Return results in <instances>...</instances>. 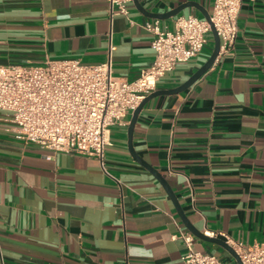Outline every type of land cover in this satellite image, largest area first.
Returning a JSON list of instances; mask_svg holds the SVG:
<instances>
[{"label": "crops", "instance_id": "0c3cea01", "mask_svg": "<svg viewBox=\"0 0 264 264\" xmlns=\"http://www.w3.org/2000/svg\"><path fill=\"white\" fill-rule=\"evenodd\" d=\"M139 1L153 13L189 4L160 18L133 1L129 16L111 18L109 0H0V63L101 62L113 46L114 74L132 80L155 56L146 22L173 29L177 16L205 18L214 3ZM238 27L234 46L190 87L146 102L133 146L167 178L197 228L255 244L264 243V0H243ZM214 43L211 33L200 54L167 72L156 90L186 81ZM133 112L127 125L111 126L106 171L95 156L17 139L0 119V264H182L180 234L191 231L129 149ZM194 247L226 257L197 236Z\"/></svg>", "mask_w": 264, "mask_h": 264}, {"label": "built area", "instance_id": "2783aa9c", "mask_svg": "<svg viewBox=\"0 0 264 264\" xmlns=\"http://www.w3.org/2000/svg\"><path fill=\"white\" fill-rule=\"evenodd\" d=\"M133 0H109L111 18L129 16ZM243 0H214L210 19L194 14L175 18L173 29L155 19L145 23L153 34L152 63L135 79L113 72L111 46L101 62L80 58H47L40 64L0 63V119L3 129L17 139L51 152L68 151L100 160L111 144L113 125L128 124V114L156 90L160 79L180 63L200 54L212 33L220 37V51L231 49L238 34ZM47 154V158L51 157ZM222 237L239 254L243 264H264V243L247 244L227 233L206 231ZM187 251L182 264H225L215 253L194 247L195 236L182 232Z\"/></svg>", "mask_w": 264, "mask_h": 264}, {"label": "water", "instance_id": "95a60500", "mask_svg": "<svg viewBox=\"0 0 264 264\" xmlns=\"http://www.w3.org/2000/svg\"><path fill=\"white\" fill-rule=\"evenodd\" d=\"M135 5L142 11L148 13L151 16H155V17H160V18H168L171 16H174L176 14H178L181 10H183L189 3H183L178 5L177 7L168 10L166 12L163 13H153V12H148L146 11L143 6L141 5L139 0H133ZM197 5V4H196ZM203 10V9H202ZM204 16L207 20H209L211 22L210 19V13L207 12L206 10H203ZM211 27H212V33L214 35V48L213 51L211 53V55L209 56V58L183 83H181L180 85L173 87V88H169V89H160V90H154L152 91L150 94H148L147 96H145V98L140 102V104L135 108L130 122H129V126H128V135H129V149L132 153V155L141 163L143 164L145 167H147L159 180L160 182L163 184V186L165 187L167 193L169 194L170 198L173 200L176 209L182 219V221L184 222V224L189 228V230L198 238L205 240V241H209L215 244H218L222 247H224L226 250H228L232 256L235 258L237 264H243L239 254L236 252V250L229 244L227 243L223 238L218 237V236H209L207 234H205L201 229L197 228L189 219V217L187 216V214L185 213L184 209L182 208L174 190L172 189V187L170 186L167 178L159 171L157 170L154 166L148 164L141 156H139L133 146V130H134V126L137 120V117L139 115L140 110L142 109V107L146 104V102L151 99L152 97L159 95V94H173V93H177V92H181L184 91L185 89H187L188 87H190L199 77H201L210 67L211 65L214 63L217 55L219 54L220 51V37L214 27V25L211 23Z\"/></svg>", "mask_w": 264, "mask_h": 264}, {"label": "rangeland", "instance_id": "374dc122", "mask_svg": "<svg viewBox=\"0 0 264 264\" xmlns=\"http://www.w3.org/2000/svg\"><path fill=\"white\" fill-rule=\"evenodd\" d=\"M220 248L223 250V252L226 254V257H220L221 260L225 263V264H237L235 258L232 256V254L226 250L225 248L221 247Z\"/></svg>", "mask_w": 264, "mask_h": 264}]
</instances>
